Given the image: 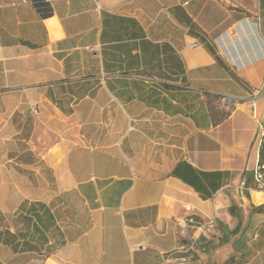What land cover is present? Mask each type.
<instances>
[{
	"label": "crops",
	"instance_id": "1",
	"mask_svg": "<svg viewBox=\"0 0 264 264\" xmlns=\"http://www.w3.org/2000/svg\"><path fill=\"white\" fill-rule=\"evenodd\" d=\"M262 133L264 0H0V264H264Z\"/></svg>",
	"mask_w": 264,
	"mask_h": 264
},
{
	"label": "built area",
	"instance_id": "2",
	"mask_svg": "<svg viewBox=\"0 0 264 264\" xmlns=\"http://www.w3.org/2000/svg\"><path fill=\"white\" fill-rule=\"evenodd\" d=\"M195 46V44L191 45ZM258 94L253 95L250 98V103L253 106ZM218 104L227 111H230L231 108L234 106V103L230 97L227 96H220L216 99ZM264 133H262L263 135ZM261 135V136H262ZM247 191H260L264 193V163H257L255 164L254 168L252 169L251 181L249 183L241 182L237 188L239 195Z\"/></svg>",
	"mask_w": 264,
	"mask_h": 264
},
{
	"label": "trees",
	"instance_id": "3",
	"mask_svg": "<svg viewBox=\"0 0 264 264\" xmlns=\"http://www.w3.org/2000/svg\"><path fill=\"white\" fill-rule=\"evenodd\" d=\"M220 97V96H210L211 99L215 100ZM219 118L218 120L224 119L229 115V111L223 112L221 114H218ZM260 151H259V159H258V163H264V134L261 136V140H260ZM229 264H236V262L234 261V259H231Z\"/></svg>",
	"mask_w": 264,
	"mask_h": 264
}]
</instances>
